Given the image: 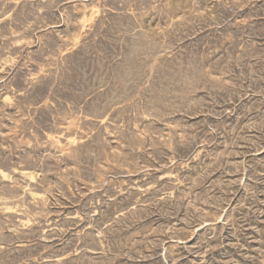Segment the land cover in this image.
I'll list each match as a JSON object with an SVG mask.
<instances>
[{"label": "rangeland", "instance_id": "obj_1", "mask_svg": "<svg viewBox=\"0 0 264 264\" xmlns=\"http://www.w3.org/2000/svg\"><path fill=\"white\" fill-rule=\"evenodd\" d=\"M0 264H264V0H0Z\"/></svg>", "mask_w": 264, "mask_h": 264}]
</instances>
